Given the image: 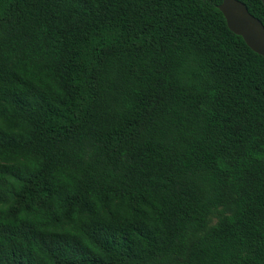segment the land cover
<instances>
[{"label": "trees", "instance_id": "obj_1", "mask_svg": "<svg viewBox=\"0 0 264 264\" xmlns=\"http://www.w3.org/2000/svg\"><path fill=\"white\" fill-rule=\"evenodd\" d=\"M222 1L0 0V264H264V55Z\"/></svg>", "mask_w": 264, "mask_h": 264}, {"label": "water", "instance_id": "obj_2", "mask_svg": "<svg viewBox=\"0 0 264 264\" xmlns=\"http://www.w3.org/2000/svg\"><path fill=\"white\" fill-rule=\"evenodd\" d=\"M264 3V0H262ZM219 7L228 26L256 52L264 55V23L241 0H223Z\"/></svg>", "mask_w": 264, "mask_h": 264}, {"label": "rangeland", "instance_id": "obj_3", "mask_svg": "<svg viewBox=\"0 0 264 264\" xmlns=\"http://www.w3.org/2000/svg\"><path fill=\"white\" fill-rule=\"evenodd\" d=\"M215 221V219L213 220V222Z\"/></svg>", "mask_w": 264, "mask_h": 264}]
</instances>
